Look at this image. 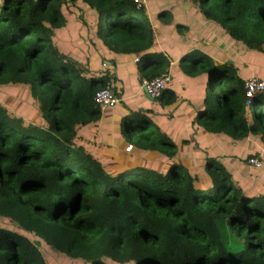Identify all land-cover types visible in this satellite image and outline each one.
<instances>
[{"label": "trees", "instance_id": "16d2710c", "mask_svg": "<svg viewBox=\"0 0 264 264\" xmlns=\"http://www.w3.org/2000/svg\"><path fill=\"white\" fill-rule=\"evenodd\" d=\"M188 1L255 56L256 75L214 50L170 51L153 25L179 35L187 28L173 26L166 9L149 13L133 0H0V88L26 89L40 113L26 122L0 101V264H47L42 243L74 264H264V155L240 158L247 140L264 149V93L249 99L243 88L250 77L264 79V0ZM80 5L95 16L84 28L90 46L99 45L100 66L133 59L139 84L170 76L152 107L122 119L134 156L112 168L80 133L102 119L99 91L109 87L121 102L115 76L55 40ZM176 80L183 90L173 88ZM166 123L194 131L197 168ZM211 141L214 149L202 148Z\"/></svg>", "mask_w": 264, "mask_h": 264}, {"label": "rangeland", "instance_id": "374dc122", "mask_svg": "<svg viewBox=\"0 0 264 264\" xmlns=\"http://www.w3.org/2000/svg\"><path fill=\"white\" fill-rule=\"evenodd\" d=\"M143 8L148 11L149 13L152 12H159L164 9H166L171 16V24L173 26L175 25H182L183 27L187 28V31H183L180 35L178 33H175V27H168L166 29L163 28L160 23H156L153 25L155 29H160V35L159 40L160 43L166 44L167 48L170 51H173V49H178L179 45H187L189 49L193 48H202L205 52H220L223 53V56L227 60H234L235 63H241L242 66L249 69V72L251 75L254 74L250 64L251 61H256L257 59L253 55H247L245 53V50L237 45L231 43L229 40H226L223 35L220 33L218 34L216 31H214L211 27L210 23H205L203 19L199 17L198 9L195 7V5L191 4L188 0H147V3L143 6ZM94 14L83 6L74 7L72 10V13L67 14L65 17V26L63 29H61L56 37V43L65 50L69 56H72V58H75L76 60L80 61L81 63H85L89 61L90 68L96 69L98 73L105 72V69L108 67V64L106 67L100 66L99 62H97L95 59L97 56L95 55V51L98 50L99 45H95L96 48H92L90 46V41L93 40L91 37V33L85 30L84 27H93L94 25ZM87 58V61H86ZM261 62H264L261 60ZM250 66V68H249ZM260 69V67H258ZM178 71V70H177ZM257 72L259 70H256ZM259 75V73H257ZM128 86H130V90H128L129 94L126 95L127 101L132 102V99H135L136 101H145L144 93L140 89H138L137 84L135 83V79L132 78L130 75L126 77ZM180 80H176L173 82V88H180L181 90L184 89V86L182 83H179ZM126 84V83H125ZM139 84V83H138ZM133 86V87H132ZM132 87V88H131ZM0 95L3 96V98L0 99L2 104L6 105L9 109V113L11 116L18 115L26 122H31L34 119H39L40 113L38 111V103L35 101H32L29 98L28 91L22 87H10L6 90L0 88ZM172 115L176 120L180 119L178 118L177 111H172ZM183 125V121L179 120ZM167 124V123H166ZM165 124V127L168 128L169 136H171L174 140H176L177 145L179 147V151L181 152V157L190 164V166H193L194 168L198 167L196 158L197 152L195 151L194 143L192 142L193 132H189L186 129H180L177 131L176 129H171L170 124ZM173 128V126H172ZM91 130V129H87ZM83 136L82 132L80 133ZM197 135L196 137L198 138ZM85 137V136H84ZM83 139V137H81ZM188 139L190 141V144L187 148H184L181 146L180 141L182 139ZM205 140L203 142L208 141V139H212L208 135H204ZM199 140L202 141V138ZM203 144V143H202ZM235 148L238 147L237 144H232ZM243 146V145H242ZM96 147V145H95ZM98 150L97 152H100V148L102 150L105 149L99 145H97ZM202 148L210 149L212 150L213 145L212 141L211 144H206L202 146ZM214 149V148H213ZM203 150V149H202ZM232 150L229 151L231 153ZM253 151V152H259V155H264V149L261 145H259L257 142L252 140H247L246 143L243 146V150L240 154L241 159H245L247 156V152ZM99 156H102L103 153H98ZM134 156L133 153L129 156H123V157H131ZM148 156V155H147ZM149 157V158H148ZM148 159H152V155L148 156ZM139 161H141L139 159ZM109 163L110 168L117 164L116 160H111ZM261 168V164H260ZM232 171L235 170L234 168L231 169ZM245 174H248L246 172ZM245 176V175H244ZM16 230H19V227L17 225L14 226ZM33 240H37L36 238H33ZM41 253L43 254V257L47 264H74L71 261L65 260L64 256L57 253L56 251L50 250L48 246L45 244L41 245L39 247Z\"/></svg>", "mask_w": 264, "mask_h": 264}, {"label": "crops", "instance_id": "0c3cea01", "mask_svg": "<svg viewBox=\"0 0 264 264\" xmlns=\"http://www.w3.org/2000/svg\"><path fill=\"white\" fill-rule=\"evenodd\" d=\"M135 68V62L130 58H125L124 61H121L117 68L113 66L108 67V71L115 76L113 87L116 93L119 94L121 102L113 108L102 111L101 121L96 127H93L90 132L87 131V129L82 131L83 136L81 135V137H83L84 146L90 148V151H95L97 154L103 153V155L107 156L105 158L107 161L118 160L120 156H129L132 154L133 149L129 152L126 151V148L132 145L121 132L120 124L122 119L130 110L142 111L143 109L152 107L153 102L147 99L144 89L138 84V73ZM128 75L135 79L138 89L143 91L145 101L139 102L135 99H132V102L127 101L126 95L129 94L130 91L128 92V90H130L131 86H128L126 79ZM176 111H179V109H176ZM87 132H89L88 135H86ZM97 145L102 148L104 146L105 149L102 150L100 148V152H97Z\"/></svg>", "mask_w": 264, "mask_h": 264}, {"label": "built area", "instance_id": "2783aa9c", "mask_svg": "<svg viewBox=\"0 0 264 264\" xmlns=\"http://www.w3.org/2000/svg\"><path fill=\"white\" fill-rule=\"evenodd\" d=\"M136 8L143 7L147 0H133ZM170 76L168 74H163L160 78L151 81H143L141 84V88L146 90V93L152 100H157L162 92L166 89V86L169 82ZM245 95L247 98H253L258 94L264 93V79H260L258 77H250L244 81L243 85ZM95 103L101 106L102 111L113 108L116 106L120 99H118L111 88L106 87L105 89L99 91L95 98ZM132 149L131 146L126 148V151L129 152ZM248 164L252 167L259 168L261 162L259 160L251 159L248 161Z\"/></svg>", "mask_w": 264, "mask_h": 264}, {"label": "water", "instance_id": "95a60500", "mask_svg": "<svg viewBox=\"0 0 264 264\" xmlns=\"http://www.w3.org/2000/svg\"><path fill=\"white\" fill-rule=\"evenodd\" d=\"M144 91H145V94H146L147 99L153 101V100L149 97V95L146 93V90H145V89H144Z\"/></svg>", "mask_w": 264, "mask_h": 264}, {"label": "clouds", "instance_id": "9594fccd", "mask_svg": "<svg viewBox=\"0 0 264 264\" xmlns=\"http://www.w3.org/2000/svg\"><path fill=\"white\" fill-rule=\"evenodd\" d=\"M146 81V80H145ZM143 82V81H142ZM142 84V83H141ZM141 84H140V86H141ZM154 101V100H153ZM132 147V146H131ZM132 150V149H131Z\"/></svg>", "mask_w": 264, "mask_h": 264}]
</instances>
